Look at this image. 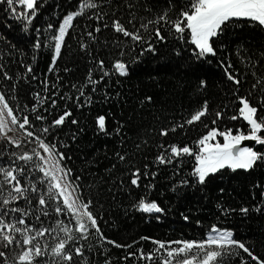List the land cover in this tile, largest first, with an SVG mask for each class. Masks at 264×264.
Listing matches in <instances>:
<instances>
[{
  "label": "snow or ice",
  "instance_id": "snow-or-ice-1",
  "mask_svg": "<svg viewBox=\"0 0 264 264\" xmlns=\"http://www.w3.org/2000/svg\"><path fill=\"white\" fill-rule=\"evenodd\" d=\"M45 5L0 0L5 27L18 25L32 61L0 32V264H264V232L237 238L228 226L264 217V0H75L34 24ZM44 49L49 62L38 75ZM149 56L174 67L188 106L138 125L115 113L110 125L97 111L93 134L113 147L73 167L67 149L86 130L76 113L120 97L118 86ZM77 61L82 74L69 67ZM153 103L151 94L138 98L141 109ZM229 173L252 177L250 199L233 205L216 186L210 223L195 220L201 238L105 235L109 210L159 222L171 211L166 192L208 199Z\"/></svg>",
  "mask_w": 264,
  "mask_h": 264
},
{
  "label": "trees",
  "instance_id": "trees-1",
  "mask_svg": "<svg viewBox=\"0 0 264 264\" xmlns=\"http://www.w3.org/2000/svg\"><path fill=\"white\" fill-rule=\"evenodd\" d=\"M74 2L75 0H46V5L34 24H44L49 17L54 18L57 14L67 10L69 5ZM4 17L5 14L0 10V32L7 35L13 43L29 49V57H26V60L32 62L27 38L15 22H12V28L5 27ZM65 59H70V56H66ZM48 62L47 49H44L34 62L38 75L46 70ZM165 64V60H153L150 56L145 58L142 64L135 67L133 75L125 80L121 86H118L117 90L122 93L120 97L114 98L109 103L97 104L91 110L85 108L82 110V114L81 112L76 113L81 120V126L86 130L78 137L77 141L71 142L70 147L67 149L74 157V161L70 162L73 167L77 169L84 167L86 169L85 159L93 157L102 159L105 151H110L113 147L111 138L93 134L91 122L97 111L108 115L110 125L113 122V113L122 120L131 117L132 122L138 125L141 121L144 123L151 122V113H160L162 108L178 109L181 104L185 107L188 106L189 99L186 92L177 86V81L180 78L179 74L175 72L174 67H166ZM69 67H72L73 72L76 74H82L86 71L85 67L78 61L75 66L70 64ZM208 71L211 76L212 72L215 71V65L209 66ZM150 75L155 79H149ZM215 79L216 77L212 76L210 84ZM28 87L26 83L21 82L20 94L22 97ZM145 93L153 95L154 103L141 109L138 107V98ZM134 109L135 111H133ZM190 134L192 136L196 135L195 132ZM105 163L107 161L100 165L101 169H103ZM256 175L258 176L259 173L257 172ZM251 179L252 177H248L243 173H229L222 178H218L207 193L208 199L203 198L204 193L193 190H188L179 197L166 192L161 199L166 206L171 208V211L159 222L152 217H142L139 213L124 215L122 211L113 208L109 210L110 214L105 216L110 225L105 227V235L116 238L121 242L130 241V239L138 238L140 235H149L165 240L178 238L199 239L205 228L198 227L195 220L203 219L205 226L210 223L213 218L212 213L215 211L216 198L220 195L216 191V186L224 187L223 196L225 200L236 205L250 199L249 181ZM164 183L163 176H161L158 180V187L161 191H163ZM180 212L190 215L192 220L190 222L183 221ZM228 226L236 227L237 238L251 237L258 239L261 233L264 232V217L253 214L243 221L236 217ZM145 247L147 248L149 245L145 243ZM112 251L114 256L121 254L120 249H113Z\"/></svg>",
  "mask_w": 264,
  "mask_h": 264
}]
</instances>
